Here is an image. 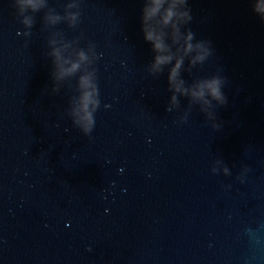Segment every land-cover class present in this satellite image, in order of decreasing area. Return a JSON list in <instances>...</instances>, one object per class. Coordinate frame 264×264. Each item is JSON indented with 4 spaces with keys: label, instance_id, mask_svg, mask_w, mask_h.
<instances>
[{
    "label": "water",
    "instance_id": "obj_1",
    "mask_svg": "<svg viewBox=\"0 0 264 264\" xmlns=\"http://www.w3.org/2000/svg\"><path fill=\"white\" fill-rule=\"evenodd\" d=\"M153 8L0 0V264H264V0Z\"/></svg>",
    "mask_w": 264,
    "mask_h": 264
},
{
    "label": "clouds",
    "instance_id": "obj_2",
    "mask_svg": "<svg viewBox=\"0 0 264 264\" xmlns=\"http://www.w3.org/2000/svg\"><path fill=\"white\" fill-rule=\"evenodd\" d=\"M155 3H156L157 8H158L159 4L161 3V0H155ZM157 8H153L151 10V12L149 13V15L154 14L157 11ZM261 10L264 11V9H261ZM172 15H173V13L171 12V10H169L167 16L165 17V21L164 22L167 23L169 21V19L172 17ZM191 38H192L191 34H189L187 39L190 41ZM146 39L152 40L153 39L152 34L148 33V35L146 36ZM155 47L159 50L163 46L159 42H157L155 44ZM191 48H192V45L189 43L187 45V49L186 50L190 51ZM169 59H171V58L170 57H164V56H158L156 58V65L158 66L160 64L166 63ZM179 66H180V61H177L176 67L173 68V70H172V75L170 76V79H175V76L177 74V69L179 68ZM73 67L75 68L76 66L74 65ZM220 83H221V81L219 79H213L210 82H207V84L205 86L208 88L211 96L214 99L220 101L221 103H225L226 102L225 98H224V96H223V94H222V92L220 90ZM195 95H201L202 96L203 92L201 91L199 93H195Z\"/></svg>",
    "mask_w": 264,
    "mask_h": 264
}]
</instances>
